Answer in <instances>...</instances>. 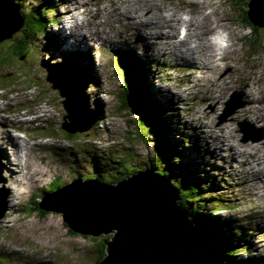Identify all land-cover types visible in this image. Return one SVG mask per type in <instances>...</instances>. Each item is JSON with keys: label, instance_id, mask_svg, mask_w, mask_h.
Segmentation results:
<instances>
[{"label": "rangeland", "instance_id": "obj_1", "mask_svg": "<svg viewBox=\"0 0 264 264\" xmlns=\"http://www.w3.org/2000/svg\"><path fill=\"white\" fill-rule=\"evenodd\" d=\"M18 1L26 9L32 8L40 2V0ZM51 1L44 11L49 15L52 22H48L44 14L47 20L44 22L46 31L44 34H39L35 39L36 42L33 40L29 43L28 48L31 47V54L27 59L29 65L26 66L28 67H23L24 71L21 69V56L11 55L10 42H4L0 45L2 50H0V93L6 87H9L10 90L6 97L10 98V93L14 97L8 105H5L8 103L7 98L0 99V104L4 107L5 112H7L6 108H9V116L14 121H17L16 117L21 115L18 113L20 110L19 105L26 109V106H28V110L35 113H29V119L37 117L31 126L27 125L28 121L23 120L20 122L21 124L3 126V128L2 119H0V137H3V135L9 137L10 134L17 135L19 130L24 131L25 137L23 138L28 141L26 150L28 154L30 153L29 158L26 159L24 171H26L27 176H33V171L38 168L37 166H42L43 168L40 167L42 172L45 170L46 173L34 177L39 179L40 185H43L44 180L49 181L47 184L45 183V187H41L39 184H34V186L29 181L16 187L12 182L13 178L6 175L4 163L0 156V191L4 188L5 191L8 189L6 201L9 206V209L0 218V264H95L97 257L103 252L99 251L101 234L95 235V239L92 240L91 237L93 236L70 231L59 213L49 211L44 215H38L36 211L26 213L23 209L24 207L30 208L36 201L40 200L39 198L44 189L49 190L56 184L62 186L64 182H70L73 178L72 175L77 173L81 177L86 175L85 170H88L86 166L92 167L97 162L102 163L100 167L107 170L111 169L110 176H117L114 173L113 165H115V161L121 160L123 154L129 157L131 165L135 168L153 162L150 156L158 146V139L149 137L148 141H142L144 135L141 134L139 138L134 131V125H136L134 123L140 115L132 114L128 108L121 109V93L125 90V85L128 82V74L126 75L119 59L118 49L124 46L123 43L135 47L138 52L140 51L138 49H145L143 53L145 66L154 72L151 82L157 89L155 95L158 98L159 92L162 93L163 98L167 101L166 105L169 106V111L173 110L174 112L172 119L169 118L171 116H169V113L167 115L176 130L172 133V136L179 137L175 135L178 130L187 131L188 128H195V132L192 134L193 139L187 140L183 157H187L186 154L192 152L189 150L193 149L191 157H187L190 163L189 166L200 164L198 170L202 175L198 180L206 187L204 197H202L206 200V206L203 210H213L218 206L217 203L219 206L225 207L226 209L217 211L213 216H219L221 219L227 220L233 230L238 233L235 234L237 237L242 239L245 235L251 237L250 247L254 252L246 253L243 248L247 251L248 249L241 246L242 248L236 249V258L239 259L242 256H245V258L253 257L255 262L258 263V257L262 260L260 264H264V185L248 184L246 179L251 177L250 166L245 164L244 157L234 149L235 142L243 141V134L239 131L238 122H248L253 126L263 127L262 132L260 130L257 135L253 134L252 136L264 134V121H252L247 118L249 114L245 115L241 111L245 106L250 108L256 105L248 102L249 89L241 90L239 88V86L242 88L240 82L244 80L248 81L252 87L253 83H257V105L261 113H264L262 111L264 108V27L253 25L248 19L246 11L248 10L249 0H143L141 5L137 0L136 3L135 0ZM192 1H200L206 5L211 4L210 6L215 8L216 14H221L220 16L225 20L223 22L224 26L231 30L232 50L226 54L225 57L228 62L218 73L226 75V78L222 80L213 79L217 75L215 74L212 77V86H210L209 80H203L204 72L193 71L191 65L180 57H176V53L172 49L162 51L158 46H151L148 39L152 34L150 29H146L144 34H147V36L142 37L134 27V25H137L136 22L124 18L128 8L132 10L130 15L134 14V9L136 10L140 16L138 19H142V8H153L150 17L146 16L151 28H153L156 24L163 25V22H168V20L163 21L161 4L173 5L178 11L183 8V12L188 10L193 12V9H189ZM257 1L264 3V0ZM77 4L83 6V11L74 9ZM63 10L69 12L62 15ZM206 10H211V8ZM108 14H110L109 17ZM116 14H119L120 20L113 17ZM242 14L246 15L254 30L241 20L243 19ZM157 17L163 22H157ZM54 18L58 20V24L53 23ZM107 18L106 28L99 31L101 21H105ZM78 19L84 20L83 25L79 24L81 26L80 33L84 32L87 35L86 42L89 41L91 45L88 42L85 44V39L79 42L75 41L74 37L71 39L70 29H68L69 22L70 20H72V23L78 22ZM120 21L122 29L119 35L121 36L117 35L116 39H108L105 31L113 30L116 28L115 25H120ZM64 24L67 28L63 38L58 33V29ZM143 29H145V26H143ZM154 32H158V30L156 29ZM176 33H178L177 38L179 39V30ZM21 34L22 28L18 34L15 33V36H13L14 41H17ZM57 38L62 40L59 41ZM255 38L257 39L255 40ZM41 44H45V48H42ZM194 44L196 43L193 40H189L190 46ZM86 45L88 46L87 49H83ZM63 46L67 47L68 51L76 46L79 51L74 48L73 52L61 53ZM50 50L55 53V60L81 53L83 55L82 59L78 58V61L81 62L83 68L90 72L91 80L86 93L88 94L90 108L98 111V118L90 129L80 133L75 132L77 135H72L73 139L64 135L65 131L61 129L60 125L63 121V115L66 114L61 104L63 98L60 97L56 89L50 88V83L45 78V70L39 65L41 57H52ZM128 50L133 49L128 48ZM34 51L36 53L41 51L42 53L36 61ZM204 60L208 61L206 58ZM252 64L253 68H251ZM215 72L214 69L213 73ZM96 75L98 78H96ZM34 86H37V88ZM207 86L212 87L210 93L205 92ZM235 93L239 96L241 103L245 102L244 105L231 117L229 116L225 122L218 124L219 118L226 108V101ZM36 111H38L37 114ZM213 126L217 128L211 129ZM139 128L142 129L143 133L149 131L146 126ZM220 129L223 131L221 132ZM130 136L133 143L131 146L127 143ZM214 136H217V139H214ZM193 140L201 145L199 149ZM262 140L264 138L259 139L258 142H252L251 140L247 142L256 144ZM0 142H2L0 146H6L7 152L10 151L15 161H18L17 152L9 148L6 140L1 139ZM50 144L60 146L63 150H56ZM29 147H31V150H29ZM84 149L89 152L86 154L83 151ZM1 152L0 150V155ZM57 153L60 160L58 167L51 160ZM41 157L43 163L40 161ZM64 159L66 161H63ZM91 172L94 173L91 169L87 173ZM18 173L16 171L14 174ZM107 177L105 175V178ZM125 177L127 176H122L121 180ZM53 182L58 183L53 184ZM209 182L213 184L207 186ZM18 183L20 184V182ZM256 187H258L257 191ZM11 189L13 190V197L10 192ZM31 190L38 192L32 195ZM217 210H220V208ZM246 229H251V231L246 232Z\"/></svg>", "mask_w": 264, "mask_h": 264}, {"label": "water", "instance_id": "obj_2", "mask_svg": "<svg viewBox=\"0 0 264 264\" xmlns=\"http://www.w3.org/2000/svg\"><path fill=\"white\" fill-rule=\"evenodd\" d=\"M3 1L0 0V42L11 38L25 23L20 4L5 0L8 6L5 13ZM247 5L248 19L253 25L264 27V3L249 0ZM39 65L48 73L45 78L50 88L56 89L63 98L61 104L66 114L60 123L61 129L69 134L90 129L98 118V111L89 106L88 71L82 69L81 78H77L78 67H83L76 57L55 63L50 56L42 57ZM137 97L133 90H127V104L135 115L142 110ZM230 111H224L221 120L225 121ZM238 127L243 133L244 128L240 124ZM245 131L244 142L264 138V134L252 136L253 131L246 127ZM160 180L169 182L150 170L127 176L115 184L104 183L96 177L75 178L52 192L43 193L39 208L61 214L63 222L74 233L90 236L113 233L104 240L107 253L97 264H223L219 252L204 235L195 231L187 211L176 205L178 192L171 186L172 197ZM4 189L0 191V218L8 210V189Z\"/></svg>", "mask_w": 264, "mask_h": 264}, {"label": "bare ground", "instance_id": "obj_3", "mask_svg": "<svg viewBox=\"0 0 264 264\" xmlns=\"http://www.w3.org/2000/svg\"><path fill=\"white\" fill-rule=\"evenodd\" d=\"M42 1V0H40ZM50 1V0H48ZM97 1V0H96ZM139 3V5H141V3H143V0H137ZM161 1V0H160ZM218 1V0H217ZM102 2V1H101ZM100 2V3H101ZM136 3V0L134 1ZM150 2V1H149ZM238 2V1H237ZM236 2V3H237ZM155 3V2H154ZM172 3V1H171ZM207 3V2H206ZM211 3V2H210ZM240 3V2H239ZM3 4L5 5L4 6V9H5V13L8 12V6H7V2L4 0L3 1ZM21 4V3H20ZM95 4V3H94ZM121 4V3H120ZM123 4V3H122ZM151 4V2H150ZM191 5L189 6V9H193V12H190L189 10L188 11H185L183 12V8L182 9H179L176 10V8L171 5V6H166V5H162V8H161V12L163 13L162 14V18H163V21L165 20H168V22H163L162 20H160L159 17H157V22H163V25H155L153 28H151V25L147 19L146 16H149L150 17V14L152 13L151 10L152 9H148V8H142L141 9V12H142V19H138L140 18V16L137 14L136 10L134 9V16L133 15H130V11H132L131 9L128 8L127 12H126V16H124V18L126 20H134L136 22L137 25H134L135 29L137 30L138 34L140 36H144L146 37L147 34H144V31L146 29H150V32H152V34L148 37L149 39V44L151 46H158L162 51H165L167 49H172L175 53H176V57H180L181 59H183L184 61L188 62L190 65H191V68H193V71H202L204 72L205 74L203 75V80L207 81L209 80V83H210V86L213 85V79H224L226 78V75H221V74H218L223 68L225 67L226 63L228 62V60L226 59V54L228 52H230L232 50V35H231V30H229V28L226 26H224V19L216 14V11H215V8L214 7H211L210 5H206V4H202V2L200 1H192L190 3ZM215 4V3H214ZM129 5V4H128ZM132 5V4H131ZM145 5V4H144ZM153 5V3H152ZM151 5V6H152ZM160 5V6H161ZM182 5H183V2H182ZM185 5V4H184ZM189 5V4H188ZM219 5V4H218ZM85 6V5H84ZM126 6V5H125ZM187 6V5H186ZM76 7V6H75ZM124 7V6H123ZM147 7V6H146ZM118 8V7H117ZM158 8V7H157ZM208 8H211V10H206ZM133 9V8H132ZM124 10V8H123ZM122 10V11H123ZM126 10V9H125ZM156 11V10H155ZM69 11H65L63 10L62 12V15L63 14H66L68 13ZM124 12V11H123ZM132 13V12H131ZM154 14H156L154 11H153ZM227 13V12H226ZM75 14V13H74ZM114 14H115V11H114ZM46 15V18L48 20V22H52L51 19H49V15L47 13H45ZM70 15V14H69ZM110 16V14H108V17ZM229 16V14H228ZM75 17V16H74ZM113 17L117 18L120 20V16L119 14H116L114 15ZM51 18V17H50ZM92 18V17H91ZM227 18V17H226ZM229 18V17H228ZM90 19V18H89ZM95 19V17H94ZM101 19V18H100ZM231 19V18H230ZM243 19H244V16H243ZM241 19V20H243ZM245 20V19H244ZM12 21H15V19H12ZM84 21V20H83ZM122 21V20H121ZM121 21H120V25H115L116 28H114L113 30H109V31H105L106 33V37L109 38V39H116L117 38V35L118 36H121L119 35L121 33V29H122V26H121ZM233 21V20H232ZM231 21V22H232ZM129 22V21H128ZM131 22V21H130ZM243 22V21H242ZM53 23L54 24H58V20H56L54 18L53 20ZM94 23V22H93ZM115 23V22H114ZM169 23V24H166ZM229 23V21H228ZM108 24V18L107 20L103 21L102 24L100 25L101 28H99V31H103L104 28H106V25ZM153 24V23H151ZM228 25V24H226ZM75 28H73V27ZM89 26V24H88ZM137 26V27H136ZM143 26H145V29H143ZM70 27L72 28L71 31L72 33H77L79 31V29L76 27L75 24L71 25L70 24ZM110 27H112L110 25ZM183 28L182 30L184 31V35L181 39V35L179 34V39L177 38V34L176 31H178L180 28ZM66 28L67 26H65V24L58 29V33H60L63 38L65 37V31H66ZM158 30V32H154V30ZM221 29H223L224 31H226V36H227V40L229 42V44L226 46V47H222L220 48V46L217 44L216 41H214V38L211 37V35L216 32V34L220 33L221 32ZM128 31V30H127ZM2 32V31H1ZM135 32V31H134ZM241 32V30H240ZM3 33V32H2ZM99 33V32H98ZM102 33V32H101ZM253 33V32H252ZM40 34H44V32L40 33ZM71 34V33H70ZM242 34V33H241ZM90 35V34H89ZM99 35V34H98ZM85 34L84 36H81L80 38V41H83L85 39ZM93 37V36H91ZM258 37V36H257ZM242 38V37H241ZM59 41H61L62 39L61 38H57ZM240 39V38H239ZM257 38H255L256 40ZM88 40V39H87ZM189 40H193L196 44H194L193 46H190L189 45ZM260 40V39H259ZM36 42V41H34ZM88 44H90L89 41H87ZM86 42V39H85V44L87 43ZM102 42V41H101ZM238 42V41H237ZM115 43V42H114ZM91 45V44H90ZM41 46H43L42 48H45V44H41ZM87 45L85 47H83V49H87ZM235 47V46H234ZM77 49V48H76ZM102 49V48H101ZM234 49V48H233ZM236 49V47H235ZM79 51V49H77ZM82 51V50H80ZM119 53H121V49H119ZM143 52H145V49H142ZM51 52V56L53 57L52 59V62L55 63V53L50 50ZM66 52H73V51H68L67 50V47L63 46V49L61 50V53H66ZM139 53H141V50L139 52H137V56L139 55ZM164 54V53H162ZM232 54V53H231ZM73 55V54H72ZM160 56V55H159ZM41 57V56H40ZM51 57V58H52ZM70 57H76V55H73V56H70ZM42 58V57H41ZM41 58L39 60V62L41 61ZM208 59V61H205L204 59ZM39 58L37 57V60ZM73 64H70V66H72ZM28 67V66H26ZM251 68H253V64L251 65ZM44 69V68H43ZM82 69H85V68H79L78 67V75H77V78H81V73H83V70ZM216 70L215 73H213V70ZM73 71V67H71V69ZM88 71V70H87ZM81 72V73H80ZM89 73V77H90V72L88 71ZM154 73V72H153ZM47 71H45V77L47 75ZM199 74V73H198ZM215 74H217L215 77H213ZM20 75V74H19ZM53 75V74H52ZM22 77V76H21ZM213 77V79H212ZM30 78V77H29ZM96 78H98V76L96 75ZM79 80V79H78ZM90 78H89V82H90ZM196 80V79H195ZM99 82V80H98ZM60 83V82H59ZM240 85H242V88L241 86H239V88L241 90H244L247 88V90L249 89L248 91V97H249V101L250 103H255L256 105H254V107H251L250 108H247L246 106L244 108L241 109V111L247 115V118L252 120V121H256V122H259V121H264V113H261V110L258 108V105H257V100H256V96H257V90H258V86H257V83H253V87L251 86V84H249L248 81H244L242 80L240 82ZM63 86L65 88L68 89V86L67 84H63ZM89 86V85H88ZM151 86V85H150ZM35 88H37V86H34ZM196 88V87H195ZM4 89V87H3ZM88 89V87H87ZM86 89V90H87ZM10 88L9 87H6L1 96H0V99H3V98H7L8 99V103H6L5 105H8L10 100L12 98H14L12 96V93H10V98L9 97H6L8 95V92H9ZM36 90V89H35ZM131 90V89H129ZM191 90V89H190ZM212 90V87H209L207 86V89H206V93H210V91ZM204 92V93H205ZM70 93V92H69ZM17 94H19V92H17ZM59 94V93H58ZM209 96V95H208ZM247 96V95H246ZM61 97V96H60ZM218 97V96H217ZM103 101V100H102ZM137 103L139 104V101H137ZM245 103V102H244ZM244 103L240 102L239 101V96L235 93V94H232L231 97L226 101L225 105H226V108L224 109V111H228V110H231L230 111V117L238 110L240 109ZM26 108H22L21 105H19V109L21 110V112H23V114H28V113H32L33 111L32 110H28V106H26ZM22 108V109H21ZM145 108V107H144ZM140 109V108H139ZM169 106L166 105V109L164 110L163 108L161 109V113L163 116L166 117V121L168 124L171 123V127H172V133H174L176 130L174 129V125H172V122L170 119H172V114L174 113L173 110L169 111ZM248 110V111H247ZM6 111L5 112V109L4 107H2V105L0 104V116L2 115V117L0 119H2V128L3 126L5 127H8V126H13V124H17V123H20L23 121V119H20L18 117H16L17 121H14L10 116H9V108L7 107L6 108ZM247 111V112H245ZM262 111H264V108L262 109ZM34 113V112H33ZM38 113V111H36V114ZM169 113V118L167 117ZM35 114V113H34ZM133 114V113H132ZM140 115H143V110H141L140 112ZM228 116V117H229ZM37 117H33L32 120H27L28 123L27 125L28 126H31L32 123L35 121ZM25 121V120H24ZM220 123H223L225 121L221 120V118L219 119ZM140 123L144 124V121H143V118H141L140 120ZM21 124V123H20ZM167 124V125H168ZM241 125L243 128H244V131H242L243 133L246 134V131H245V127L251 131H253L254 134L257 135V133L262 132V129L263 127H257V126H253L252 124L248 123V122H238V125ZM178 125V124H177ZM135 126V131L137 133V135L139 136V138L141 137V134L144 135L142 141H148V138L149 137H152L150 135H146L143 133L142 129L138 127V125H134ZM201 127V126H199ZM216 126H213L211 129H215ZM220 127V126H218ZM217 128V127H216ZM146 129H150L148 126H146ZM174 129V130H173ZM7 130V129H6ZM153 130V129H152ZM210 130V129H209ZM15 131V130H14ZM85 131V130H84ZM154 131V130H153ZM174 131V132H173ZM185 131L186 133H190V136H191V139H193V133L195 132V128H188V130H183ZM206 131V130H205ZM220 131L222 132L223 130L220 129ZM215 132V131H214ZM226 132V131H225ZM229 132V131H228ZM21 130H19V133L16 134H10L9 137H7V135H3V137H0L1 139H5L6 140V144L9 146V148L13 150H15L17 152V158H18V161H15V159L12 157L13 155L11 154L10 151L7 152V148L6 146L4 147L3 145L0 146V150L2 151L1 152V157H2V162L4 163V167H5V170H6V175L9 177V178H13L12 182L13 184L17 187L19 185H21L22 183H25L27 181H29L30 183H32L33 185L34 184H39L40 185V181L39 179H36L34 176H37V175H44L46 173L45 170H41L40 167L42 166H37L38 168H36L33 173L34 175H30V176H27L26 174V171H24L26 165H25V162H26V159L29 158V154H28V151L26 150V148L28 147V141L25 140L23 137H25V134L23 133ZM80 133V132H79ZM217 133V132H216ZM242 133V134H243ZM68 136L67 138H70V139H73L71 136L72 135H77L75 133L73 134H69L67 133ZM65 135V134H64ZM175 135H177V132L175 133ZM244 135V134H243ZM84 138V137H83ZM82 138V139H83ZM129 138V142L127 141V143L131 146L133 143L131 142L130 137ZM0 139V141H1ZM194 139H196V137H194ZM214 139H217V136H214ZM195 141V140H193ZM192 141V142H193ZM196 142V141H195ZM258 142V141H257ZM2 143V142H0ZM108 143V141H107ZM264 140L262 141H259V143H248V142H235V145H234V149L236 150V152L240 153L243 157H244V160H245V164L246 165H249L250 166V178H247L246 181L248 182V184H252V185H261L263 184L264 185ZM50 146H53L56 150L60 149V150H63L60 146H56L54 144H50ZM108 146V145H107ZM59 147V148H58ZM109 147V146H108ZM196 147L199 149V147H201V145L199 143L196 142ZM6 148V149H5ZM103 148V147H102ZM113 148V147H112ZM240 148H242V150H240ZM70 149V148H69ZM110 149V148H109ZM29 150H31V147H29ZM86 154L89 152L87 149H84L83 150ZM115 151V150H114ZM113 152V151H112ZM58 153L55 154L53 157H52V162L54 163L55 166L58 167V163H60V160L59 158L57 157ZM95 155V154H94ZM10 156V157H9ZM96 156V155H95ZM111 156H114V155H111ZM115 157V156H114ZM150 159H152L150 157ZM149 159V160H150ZM8 161V162H7ZM40 161L41 163H43V159L42 157L40 158ZM63 161H66L65 159ZM161 161H163L161 159ZM51 163V162H50ZM151 163V162H149ZM153 164V163H152ZM43 168V167H42ZM154 169V168H153ZM31 170V169H30ZM157 170V168H156ZM16 171H18L19 173L18 174H14ZM57 171V170H56ZM31 172V171H30ZM60 172V171H59ZM139 172V171H138ZM138 172H135L133 174H136ZM198 172V171H196ZM32 173V174H33ZM188 173V172H187ZM132 174V175H133ZM127 175V174H126ZM125 175V176H126ZM172 177V176H171ZM255 177V178H253ZM15 178V180H14ZM184 178V177H183ZM203 178V177H201ZM177 179V178H176ZM10 180V181H11ZM69 181V180H68ZM203 181V180H202ZM223 181V180H222ZM20 182V184L18 183ZM49 181H45L44 180V183L43 185H40L41 187H45V183L47 184ZM183 182V181H182ZM29 183V184H30ZM262 185V186H263ZM23 186V185H22ZM27 186V185H26ZM35 186V185H34ZM33 186V187H34ZM219 186V185H218ZM24 187V186H23ZM60 187V186H59ZM254 187V186H253ZM252 187V188H253ZM214 188V187H213ZM257 188L256 187V191H257ZM17 189V188H16ZM253 190H255L253 188ZM259 190V189H258ZM12 189L10 190L11 194H12V197H13V193H12ZM32 191V190H31ZM255 191V192H256ZM38 192V191H37ZM36 191H32V195H34L35 193H37ZM46 192H52V188H51V191H47L46 189H44L42 191V194L43 193H46ZM11 194H10V199L12 198L11 197ZM257 196V195H256ZM41 198V197H40ZM14 203V202H13ZM14 205V204H13ZM217 205L219 206V204L217 203ZM8 209H9V206L7 205ZM220 211V210H219ZM263 215V214H262ZM232 227V226H231ZM232 229V228H231ZM216 233V232H215ZM205 237V236H204ZM206 238V237H205ZM209 242V240H207ZM244 247V246H243ZM244 252L246 253H253V249L252 247H250V249H248V251L246 250H243ZM238 259V258H237ZM242 259H247V260H253V257H249V258H245V256H242V258H239V260H242ZM221 260V259H220ZM222 261V260H221ZM255 260H253L252 264H255L254 263ZM222 263L224 264V262L222 261ZM259 263V262H258ZM257 263V264H258Z\"/></svg>", "mask_w": 264, "mask_h": 264}, {"label": "trees", "instance_id": "obj_4", "mask_svg": "<svg viewBox=\"0 0 264 264\" xmlns=\"http://www.w3.org/2000/svg\"><path fill=\"white\" fill-rule=\"evenodd\" d=\"M15 2L19 4L21 3L18 0H15ZM51 2V0H42L39 2L38 5H35L34 7L29 9H26V7H22L21 3L20 13L24 16L25 23L24 26L21 27L22 34L20 38L17 41H14L13 38V36H15V33L18 34V32L20 31L19 30L15 32L11 38L0 42V45L4 42H10L11 55L16 54L21 56V69H23V67H26V65H24L23 63L22 56L25 55L26 52L31 51V47L28 48L29 43H31L33 40L35 41V39L39 36L40 33L46 31V26L44 25V22L47 20L44 15L46 13L44 10L47 6L50 5ZM242 15L245 19H243L244 23L248 27L252 28V30H254V27H252L250 22L247 20L246 15ZM128 48L130 47L128 46ZM137 52L138 51L134 48L133 50L122 48L121 53H119L120 63H122V67L123 70L126 72V75L128 74L127 85H125V90H123L121 93V109H129V107L127 106L128 104L126 100V92L129 89L133 90L137 94L138 97L136 98V100L139 101V104L141 105V108L143 110V115L139 114L140 116L137 118L136 123L134 124L138 125V127L148 126L150 129H148L149 131L145 132L144 134L150 135L152 136V138L155 137L158 139V146L155 152L152 153L150 156L153 162L144 164V166L138 167L140 168L138 169L133 167L130 163L129 157L126 154H123L121 155V160L115 161V165H113L115 171L114 173H116L117 176H110V173H112L110 172L111 169H108V171L106 168L100 167L102 165L101 162H97L92 167L86 166V168L88 169L85 170L86 175H83L81 177V175L77 173L78 175H72L73 178H71V180L75 178L84 180L87 178L96 177L104 183L115 184L119 182L122 176L124 177L126 174V176H130L138 171L140 172L143 170H150L151 172L157 174L160 177L169 179V182L167 183L165 182L166 180L160 181L168 187V190H170L172 197L173 192L170 189L171 186H173V189L178 192V197L175 201L176 205L179 206V208L187 211V216L193 220V227L195 231L204 235L206 239L209 240V243H211L212 248L219 252V258L224 262V264H252L250 262H252L254 258L253 260H239L236 258V249L242 248L241 246H245L247 249H250L251 237H249V235H245L243 236L244 240L241 237H237L235 234L238 233L236 232V230H233L231 224L227 222V220L221 219L219 216H213L214 213H217V211H219L217 210L218 208H220V211H223V209L226 208L223 206H216V208L213 210H203V208L206 206V200H204L202 197H204L206 187L202 182L198 180L199 177L202 175L201 172L198 170L200 164L194 165L192 167L189 166L190 163L187 160V157H191L193 149L189 150L192 152H188L186 154L187 157H183V150L186 148L185 145L187 143V140H191L190 133L178 130L177 135L179 137L172 136L171 123L168 124L166 121V117L163 116L161 113L162 108L164 110L166 109L167 101H165V99L163 98L164 95L160 92L159 97H156L155 94H157V89H155L156 86L154 87L151 82V78H153V70L150 71L145 66L144 54L141 52L137 56ZM76 57L82 59L81 56L76 55ZM17 62L18 64H20L18 60ZM148 63L150 64V62ZM131 90L129 91L131 92ZM141 118H143L144 124L140 123ZM64 134L66 137L68 136L66 132H64ZM135 134L137 135L136 131ZM161 159L163 161H161ZM90 169L93 170L94 173H87ZM103 174L108 177L105 178V175ZM55 183L58 182H53V184ZM66 183L64 182V184ZM212 184V182H209L207 186H210ZM58 187L59 184H56L55 186L51 187L52 191ZM51 188L47 191H51ZM39 203L40 200L36 201L30 208L24 207L23 211H25L26 213H32L36 211L38 215H44L48 213L45 210L39 208ZM248 231H251V229H246V232ZM101 235L102 237L99 240V251L103 252L97 257L98 259L96 260L95 264H97L98 261L102 260V258H104V256L106 255L107 246L104 243V240L110 238L113 233ZM94 237L95 236L91 237V239H95ZM243 250L246 249L243 248ZM261 261V258L257 257V262H259L258 264L262 263ZM254 263L257 264L256 262Z\"/></svg>", "mask_w": 264, "mask_h": 264}, {"label": "flooded vegetation", "instance_id": "obj_5", "mask_svg": "<svg viewBox=\"0 0 264 264\" xmlns=\"http://www.w3.org/2000/svg\"><path fill=\"white\" fill-rule=\"evenodd\" d=\"M75 49H76V48H75ZM71 51H74V48H71ZM34 52H35V51H34ZM35 53H36V52H35ZM35 53H34V55H35L34 58H35V61H36L37 57H38L39 55H41V51L38 52V53H36V54H35ZM30 54H31L30 52H26L25 55H23V57H24V58H23V63H24V65H29V62L27 61V59L29 58V55H30ZM25 60H26L28 63H27ZM22 70H23V69H22ZM23 71H24V70H23Z\"/></svg>", "mask_w": 264, "mask_h": 264}]
</instances>
